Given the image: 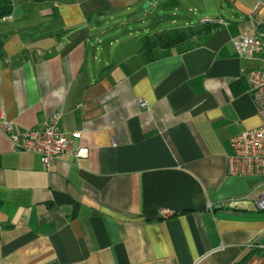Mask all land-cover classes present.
<instances>
[{
	"label": "crops",
	"instance_id": "1",
	"mask_svg": "<svg viewBox=\"0 0 264 264\" xmlns=\"http://www.w3.org/2000/svg\"><path fill=\"white\" fill-rule=\"evenodd\" d=\"M185 1L0 0L5 120L61 114L88 151L47 166L0 128V264H264V179L228 175L232 138L260 126L248 76L264 68L233 42H264V5L190 0L211 14L196 26ZM177 31L142 56L141 35Z\"/></svg>",
	"mask_w": 264,
	"mask_h": 264
},
{
	"label": "built area",
	"instance_id": "2",
	"mask_svg": "<svg viewBox=\"0 0 264 264\" xmlns=\"http://www.w3.org/2000/svg\"><path fill=\"white\" fill-rule=\"evenodd\" d=\"M263 5L264 0H259L258 8L252 17H256ZM10 18L11 16L3 20ZM233 44L241 60H260L264 53V42L257 35H243ZM248 82L260 119V126L232 138L233 155L229 158L228 175L264 179V68L252 72L248 76ZM139 104L141 107H147L145 101H140ZM60 119L61 114H57L49 118L41 128L16 132L15 125L5 120L0 111V128L17 150L38 155L47 166L53 165L60 156L67 153L73 154L76 158L86 157L87 150L71 149L67 134L61 129ZM254 201L258 209H264V194L255 197ZM161 214L170 215V212L163 210Z\"/></svg>",
	"mask_w": 264,
	"mask_h": 264
},
{
	"label": "trees",
	"instance_id": "3",
	"mask_svg": "<svg viewBox=\"0 0 264 264\" xmlns=\"http://www.w3.org/2000/svg\"><path fill=\"white\" fill-rule=\"evenodd\" d=\"M0 15H4V14H0ZM210 32H211V27L206 26L205 29L199 31L198 34L200 36H205ZM184 38H185V34L178 31L174 35L165 32V33L155 34L152 38L147 36L143 39L142 56H144L146 60L152 61L153 57L156 55V50L158 48H171L173 46H176L179 42L183 41L182 39ZM204 38L205 37H203L202 39Z\"/></svg>",
	"mask_w": 264,
	"mask_h": 264
},
{
	"label": "rangeland",
	"instance_id": "4",
	"mask_svg": "<svg viewBox=\"0 0 264 264\" xmlns=\"http://www.w3.org/2000/svg\"><path fill=\"white\" fill-rule=\"evenodd\" d=\"M170 1H173V0H170ZM189 1H185L184 6L187 4V7L182 8L180 13L183 14L184 16H187L192 25L198 26L203 17H205L206 15H211V14H209L210 12H205V11H202L203 9L197 8V4H195V2H193V1L189 2ZM177 5L178 4H175L174 7H171V5H168L169 9H167V10L160 9V11L158 12L159 15L163 16V18H165V20H166V22L163 23V26L165 29L167 28V26L171 25L170 21L167 20V18L173 14H176V13H174L175 12L174 8L177 7ZM177 13H178V10H177ZM150 22H151V20H150ZM135 25H136V27H138V26H140V23L134 24V27H135ZM128 27H131V26L128 25ZM147 36L148 35H141L140 37L143 40ZM149 37L152 38L153 36L151 35Z\"/></svg>",
	"mask_w": 264,
	"mask_h": 264
},
{
	"label": "water",
	"instance_id": "5",
	"mask_svg": "<svg viewBox=\"0 0 264 264\" xmlns=\"http://www.w3.org/2000/svg\"><path fill=\"white\" fill-rule=\"evenodd\" d=\"M149 5V2L146 3L145 7Z\"/></svg>",
	"mask_w": 264,
	"mask_h": 264
}]
</instances>
